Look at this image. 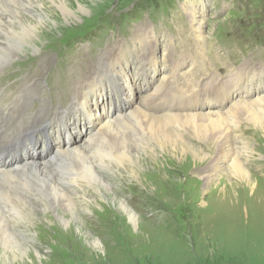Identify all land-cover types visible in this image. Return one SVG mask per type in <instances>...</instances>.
Wrapping results in <instances>:
<instances>
[{
    "label": "rangeland",
    "instance_id": "rangeland-1",
    "mask_svg": "<svg viewBox=\"0 0 264 264\" xmlns=\"http://www.w3.org/2000/svg\"><path fill=\"white\" fill-rule=\"evenodd\" d=\"M66 5L71 12L69 15L50 3L45 6L47 17L37 26L34 52L14 35L16 28L7 25L5 39L9 44L2 45L8 44L10 50H21V53L0 71L1 96L17 95L19 83L36 79L41 83L36 92L41 90L52 96L51 108L58 111L60 106L72 103L69 93L82 90L90 94L91 89L87 110L96 116L101 111L107 112L112 100L119 102L123 97L125 103L137 101L139 86L135 93H128L130 82L124 78L128 73L131 83L139 82L134 81L135 71L145 65L139 63L135 55H148L156 61L157 69L152 72L154 80L161 75L164 59L169 58L175 65H183L181 70L184 71L196 62H203V68L212 66L202 77L222 73L221 80L231 87L233 80L229 75L242 64L247 62L258 70L264 66V0H68ZM79 6L84 13L78 11ZM16 14L17 8L11 0L6 5L5 16ZM198 23H201L199 33L195 31ZM3 38L0 36V41ZM198 44L204 49H201L204 54L201 53V59ZM106 56H115L110 61L106 59L107 64L115 61L114 68L108 71L111 85L106 81V72L98 67ZM17 70L18 75L7 76L9 71ZM91 72L94 73L86 81ZM200 75L197 72L194 78ZM76 76L77 81H74ZM99 79L101 85L97 83ZM260 81L264 88V79ZM74 86L78 87L77 91H72ZM250 89L249 85L243 91L246 94ZM208 91L214 94V90ZM238 95H243L242 91L238 90ZM49 97L46 96V100ZM41 101V97H35L29 103L30 108ZM216 104L220 107L218 102ZM220 105L222 110L225 103ZM72 120L73 117L68 119ZM66 126V134L68 129L74 131ZM238 131L242 139L235 141L237 149L241 145L239 141H249L248 147H242L240 160L257 180L252 186L254 189L244 181L240 189L239 181L229 174L228 167L215 180L212 177L207 182L209 176L201 168L208 164L195 166V161L174 160L169 173H153L162 182V187L154 192L152 182L141 186L131 181L126 170L117 164L118 173L115 171L113 175L118 177L104 180L110 188L102 192L108 197L91 202L88 212H77V219L70 220L67 226L61 223L56 212L45 211L49 218L33 217L28 227L19 225L17 230L12 229L28 255L9 263L0 258V264H264L263 136L247 121L242 122ZM42 133L36 132L31 137L38 145L40 157L44 158L50 145L46 146L47 141L52 140L53 144L56 137L64 140L66 137L62 132H55V128L48 130L49 138ZM256 138L260 145H255ZM98 143L90 146L88 155H93ZM137 155L146 156L141 151ZM215 188L217 191L213 192ZM116 192H119L117 197ZM224 192L233 200L217 208L214 203L223 199ZM254 195L259 198L255 199ZM37 198L42 200L41 196ZM120 201H126L128 209L134 213L135 224L120 210Z\"/></svg>",
    "mask_w": 264,
    "mask_h": 264
},
{
    "label": "bare ground",
    "instance_id": "bare-ground-1",
    "mask_svg": "<svg viewBox=\"0 0 264 264\" xmlns=\"http://www.w3.org/2000/svg\"><path fill=\"white\" fill-rule=\"evenodd\" d=\"M8 2L11 0H0V36H4L0 41V71L21 53V50L12 51L7 47L9 43L5 39L6 27L16 28L14 35L21 38L25 47L32 52L35 49L33 40L37 39L38 34L37 26L47 17L45 6L50 3L66 15L71 13L66 5L68 0H14L17 14L6 17ZM78 11L85 12L80 6ZM196 27L195 31L199 33L201 23ZM197 39L200 40L201 37ZM4 42L8 44L2 45ZM197 46L200 58L203 48L201 44ZM106 59L110 61L115 56L104 57L102 65L98 66L106 72V81L111 85L112 79L108 71L111 67L114 68L115 61L107 64ZM135 59L145 65L135 71L134 81L139 82L131 83L128 73L124 74V78L130 82L128 93H135L139 86L137 101L125 103L123 97L119 102L109 101L108 111H101L96 116L87 110L88 98L93 93L91 89L90 94H85L82 90L69 93L72 103L60 106L58 111L51 108V95L52 98L41 90L36 92L41 84L36 79L23 80L17 85L19 93L9 98L1 96L3 93L0 92V258L3 262L9 263L28 255V250L18 243L12 229L17 230L19 225H31L33 217L38 220L40 216L47 218L45 211L56 212L61 223L67 226L70 220L77 219V212H88L91 202H96L99 197L102 199V196L108 197L102 192L110 188L104 180L112 178L115 171L118 173L117 164L126 170L131 181L141 186H148L152 182L156 188L154 192L162 187V182L153 173H169L174 160L179 163L195 161V166L208 164L201 168L209 176L207 182L212 177L215 180L228 167L229 174L239 181L240 189L242 181L250 188L256 184L257 180L240 160L244 150L242 147H248L249 141H239L241 145L238 149L235 141L242 139L238 129L242 122L247 121L253 130L263 136L261 139L264 142V88L260 85V80L264 79V66L259 70L247 62L238 66L229 75L233 80L231 87L221 80L222 73L215 72L218 75L202 77L212 70V66L203 68V62L192 63L184 71L181 70L183 65L179 67L165 58L161 75L154 80L152 72L157 69L156 61L148 58V55H135ZM197 72L201 75L194 78ZM19 73L18 70L9 71L7 76L14 77ZM92 73L94 72L88 75L86 81ZM74 81H77V76ZM22 83L25 85L21 86ZM97 83L102 84L100 79ZM249 85L250 92L246 91L245 94L243 89ZM11 87L12 85L9 89ZM71 89L77 91L78 87ZM208 89L214 90V94L210 95ZM238 90L243 95H238ZM46 96L49 100H46ZM35 97H41L42 101L30 108L29 103ZM218 98L225 101H218ZM212 100L214 103H211ZM196 101L198 102L195 104ZM201 102L203 103L199 105ZM217 102L220 107V104L225 103V107L220 110ZM90 104L94 109L93 102ZM77 109L80 111L77 112ZM112 112L115 113L109 117ZM31 113L32 117L29 118ZM72 117L71 124L68 119ZM24 123L28 129L24 128ZM65 123L74 128V131L68 129L66 134ZM53 128L55 132H62L66 138L56 137L53 144L52 140L47 141L46 146L50 145L45 151L46 156L41 158L38 145L31 135L43 131L42 136L49 138L48 130ZM5 133L8 135L4 136ZM76 140L79 142H74ZM97 142L99 143L93 148V155H88L90 146ZM254 142L255 145L261 144L257 138ZM138 150L146 156H138ZM251 151L258 153L259 149ZM262 168L261 164L260 169ZM216 188L213 192L217 191ZM118 194L114 193L115 197ZM254 197L258 199L259 195ZM222 198L216 199L219 203H214L217 208L223 207L231 196L224 192ZM127 205L126 201H120V210L135 224V215Z\"/></svg>",
    "mask_w": 264,
    "mask_h": 264
}]
</instances>
